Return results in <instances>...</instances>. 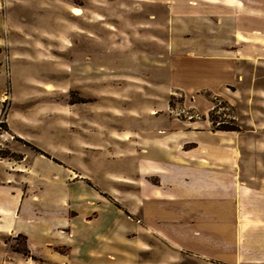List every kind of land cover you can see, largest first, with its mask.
<instances>
[{"label": "rangeland", "instance_id": "obj_1", "mask_svg": "<svg viewBox=\"0 0 264 264\" xmlns=\"http://www.w3.org/2000/svg\"><path fill=\"white\" fill-rule=\"evenodd\" d=\"M224 2L176 0V11L204 13ZM170 17L162 6L133 0H0V185L26 192L36 180L41 205L47 206L60 195L72 196L79 215L70 213L68 221L78 226L94 209L102 225L115 221L114 207L124 211L139 248L157 255V264H173L180 252L171 239L174 223L170 230L153 224L165 234L148 226L155 210H166L176 223V149L169 142L176 122L212 132L206 156L239 158V166L230 168L237 171L230 175V191L264 188V62L251 60L246 68L228 58L233 53L218 54L222 59L197 64L188 92L198 94L186 95L175 86L171 29L180 27L182 40L213 23L198 14ZM191 19L203 26L193 29ZM180 64L185 72L188 67ZM194 145L187 141L182 150L205 153ZM74 173L77 179L71 180ZM80 174L104 198L96 208L86 203V186L71 185ZM86 232L80 230L75 241ZM11 246L27 256L22 237Z\"/></svg>", "mask_w": 264, "mask_h": 264}, {"label": "crops", "instance_id": "obj_2", "mask_svg": "<svg viewBox=\"0 0 264 264\" xmlns=\"http://www.w3.org/2000/svg\"><path fill=\"white\" fill-rule=\"evenodd\" d=\"M133 1L147 6H162L169 11L172 21H176L178 15L191 17L198 14L200 21L213 23L212 27L205 25L198 34L190 35L189 39H186L185 34V39L179 40L180 27L174 25L171 29L174 37L172 61L175 63L173 69H176L175 86L176 90H183L186 95L198 94L191 89L188 92V86L196 80L197 64L222 59L218 54L226 56L233 53L228 58L242 60L246 68H249L248 61L264 62V0H252V3L237 0L236 4L227 0L222 6L213 5L204 13L191 8L190 14H179L176 11V0ZM207 1L212 3V0H205V3ZM190 22H194L191 25L193 29L203 26L195 19ZM194 36L198 39L192 40ZM181 49H186V55H183ZM242 62L237 61L239 65ZM180 63H185L188 67L185 72L179 70ZM206 72L210 73L209 68ZM203 90H211V87L205 86ZM3 93L4 90L0 87V98ZM197 128L201 129L203 126H195L191 130L176 122L177 132L169 141L173 150L176 149V156L173 155L171 160L176 166V218H173L176 223L169 220L170 216H165L166 210H163V214L160 210H155L156 216L152 214L148 226L165 234L164 229L153 224L167 227L170 221L174 223L171 239L180 252H176V259L173 258V262H176L173 264H264V188L240 189L242 191L239 192L232 188L230 191V175L237 173L236 168H230L239 166V158L206 156L204 148L206 143L212 141V132L206 128L196 131ZM187 141L195 144V150H204L205 153L199 155L198 152L182 150ZM76 177L77 174L71 180L77 179ZM69 179L70 176L68 182ZM86 181L85 176L81 175L79 180L71 181V185L81 183L86 186L88 191L85 193L89 196L86 203L96 208L104 198L93 186L84 184ZM35 182L36 180L33 182L34 191L33 185H30L26 192L20 189L14 192L12 185H0L1 264H157L155 261L160 260L157 255L152 256L151 250L139 248L140 238L137 240L132 236L135 226L125 219L124 211L107 204L117 211L115 221H107L102 225L98 222L101 221L98 209H94L85 216L82 223L84 225L78 226L68 221L70 213L79 215L76 212L78 206L75 207L72 203L75 199L60 195L53 205H41V196L36 192L41 184L36 185ZM25 199H30V202L25 210V219L20 221ZM84 200L81 202L85 203ZM150 205L146 207L148 210ZM52 214L59 219H53ZM94 214V219H91ZM83 228L87 229L85 234L89 238L84 235L83 241H75L77 233ZM167 229L170 230L168 227ZM69 230L72 232L70 239L67 235ZM19 236L24 239L27 256L11 246L12 239ZM141 244L150 245L149 242ZM182 251L187 253H181Z\"/></svg>", "mask_w": 264, "mask_h": 264}, {"label": "bare ground", "instance_id": "obj_3", "mask_svg": "<svg viewBox=\"0 0 264 264\" xmlns=\"http://www.w3.org/2000/svg\"><path fill=\"white\" fill-rule=\"evenodd\" d=\"M74 12H75L76 15H78L80 13L78 10H74ZM47 89H50L51 90V87H47Z\"/></svg>", "mask_w": 264, "mask_h": 264}, {"label": "built area", "instance_id": "obj_4", "mask_svg": "<svg viewBox=\"0 0 264 264\" xmlns=\"http://www.w3.org/2000/svg\"><path fill=\"white\" fill-rule=\"evenodd\" d=\"M178 115H182V112L181 113H179ZM190 119H194L193 117H191Z\"/></svg>", "mask_w": 264, "mask_h": 264}]
</instances>
